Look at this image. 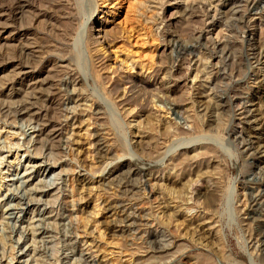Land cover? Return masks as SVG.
<instances>
[{
  "label": "rangeland",
  "instance_id": "rangeland-1",
  "mask_svg": "<svg viewBox=\"0 0 264 264\" xmlns=\"http://www.w3.org/2000/svg\"><path fill=\"white\" fill-rule=\"evenodd\" d=\"M0 264H264V0H0Z\"/></svg>",
  "mask_w": 264,
  "mask_h": 264
},
{
  "label": "bare ground",
  "instance_id": "bare-ground-1",
  "mask_svg": "<svg viewBox=\"0 0 264 264\" xmlns=\"http://www.w3.org/2000/svg\"><path fill=\"white\" fill-rule=\"evenodd\" d=\"M186 50V49H185ZM186 51H188V50H186ZM188 52H190V50L188 51ZM110 103V102H109ZM235 192V191H234ZM13 208V207H12Z\"/></svg>",
  "mask_w": 264,
  "mask_h": 264
}]
</instances>
